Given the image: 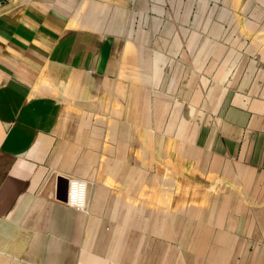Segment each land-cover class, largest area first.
I'll use <instances>...</instances> for the list:
<instances>
[{
    "label": "rangeland",
    "instance_id": "rangeland-1",
    "mask_svg": "<svg viewBox=\"0 0 264 264\" xmlns=\"http://www.w3.org/2000/svg\"><path fill=\"white\" fill-rule=\"evenodd\" d=\"M241 1H167L172 19L155 25L148 13L139 29L140 12L158 2L76 0L78 15L100 22L88 27L124 46L125 73L80 111L93 134L89 164L187 214V228L167 236L172 250L157 244L172 264H264V170L231 155L227 137L231 117L264 127V0L245 13Z\"/></svg>",
    "mask_w": 264,
    "mask_h": 264
},
{
    "label": "crops",
    "instance_id": "crops-1",
    "mask_svg": "<svg viewBox=\"0 0 264 264\" xmlns=\"http://www.w3.org/2000/svg\"><path fill=\"white\" fill-rule=\"evenodd\" d=\"M137 1L159 3L140 12L139 29L148 13L155 25L172 19L173 0ZM239 6L245 13L251 0ZM76 9V0H0V264H172L157 244L171 251L167 236L187 228V214L89 164L93 134L80 111L125 73L124 46ZM251 118L229 119V152L264 170V127ZM73 180L85 184L82 205L70 200Z\"/></svg>",
    "mask_w": 264,
    "mask_h": 264
},
{
    "label": "built area",
    "instance_id": "built-area-1",
    "mask_svg": "<svg viewBox=\"0 0 264 264\" xmlns=\"http://www.w3.org/2000/svg\"><path fill=\"white\" fill-rule=\"evenodd\" d=\"M85 184L81 181H71L70 200L72 203L82 205L84 203Z\"/></svg>",
    "mask_w": 264,
    "mask_h": 264
},
{
    "label": "bare ground",
    "instance_id": "bare-ground-1",
    "mask_svg": "<svg viewBox=\"0 0 264 264\" xmlns=\"http://www.w3.org/2000/svg\"><path fill=\"white\" fill-rule=\"evenodd\" d=\"M222 75H225V72H224V71L221 72V76H222ZM222 77H224V76H222ZM219 83H220V82H219ZM222 89H223V88H222L221 84H219V86H218V88L216 89V92H215V94H214V95H215V98L218 99V98L220 97V94H221V92H222ZM75 181H79V180H75ZM84 194H85V191H84ZM83 204H84V203H83Z\"/></svg>",
    "mask_w": 264,
    "mask_h": 264
},
{
    "label": "water",
    "instance_id": "water-1",
    "mask_svg": "<svg viewBox=\"0 0 264 264\" xmlns=\"http://www.w3.org/2000/svg\"><path fill=\"white\" fill-rule=\"evenodd\" d=\"M65 195H66V193H65ZM65 197V196H64Z\"/></svg>",
    "mask_w": 264,
    "mask_h": 264
}]
</instances>
